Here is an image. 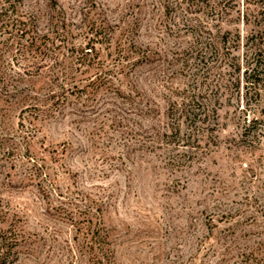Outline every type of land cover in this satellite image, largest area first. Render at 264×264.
Instances as JSON below:
<instances>
[{
  "label": "rangeland",
  "instance_id": "rangeland-1",
  "mask_svg": "<svg viewBox=\"0 0 264 264\" xmlns=\"http://www.w3.org/2000/svg\"><path fill=\"white\" fill-rule=\"evenodd\" d=\"M1 8L5 264H264V0Z\"/></svg>",
  "mask_w": 264,
  "mask_h": 264
},
{
  "label": "trees",
  "instance_id": "trees-1",
  "mask_svg": "<svg viewBox=\"0 0 264 264\" xmlns=\"http://www.w3.org/2000/svg\"><path fill=\"white\" fill-rule=\"evenodd\" d=\"M5 12H6V10H2V8H1L0 9V16L1 17L4 16ZM15 24H17L19 27L22 26V29H19L20 32H21V34H22V36H25L26 34H28V36H27L28 37L27 42L29 41L28 47H23L22 48L24 50V54H28L29 55L30 52L35 53L37 49H34L33 50V49H31V47L33 45H35L37 43V41H39V39H40L39 36L29 35V30H26L25 29L26 28V24L25 23H22L20 21H15ZM84 49H87V48H84ZM90 52L91 51H89V52H83L82 50L77 51L76 53L79 56L77 58V61L80 62V61L86 60L84 57L87 56L86 54H88ZM35 54H37V53H35ZM196 99H198V97ZM187 107H189V109L190 110L192 109V110L191 111H188V110H185V109L183 110L182 109L181 112H180V114H184L185 113L183 116H185V118H188L190 123H194V124L197 122L198 117L200 118V116H202L203 118H205L206 116H208V114H207L208 112H210V113L211 112L212 113L215 112V110H214L213 107H205V108L202 107L201 108V106L199 104H197L196 102H194V101H192L191 104H188ZM252 122L254 124L255 121H252ZM1 240H2V238H1ZM1 240H0V242H1ZM3 246L5 247L6 245L1 243L0 244V247H3ZM0 251H1V248H0ZM6 262H7L6 255L3 254V252H1V254H0V264H5Z\"/></svg>",
  "mask_w": 264,
  "mask_h": 264
}]
</instances>
